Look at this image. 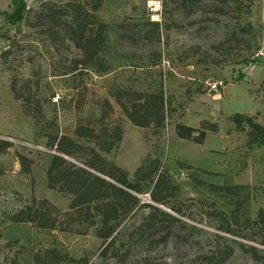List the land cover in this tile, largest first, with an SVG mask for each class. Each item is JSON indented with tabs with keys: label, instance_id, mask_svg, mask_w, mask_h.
Instances as JSON below:
<instances>
[{
	"label": "rangeland",
	"instance_id": "obj_1",
	"mask_svg": "<svg viewBox=\"0 0 264 264\" xmlns=\"http://www.w3.org/2000/svg\"><path fill=\"white\" fill-rule=\"evenodd\" d=\"M23 1L29 13L20 24L9 19L13 0H0V140L11 144L0 153V264H34V255L45 249L87 258L89 264L113 263L99 258L102 241L92 232L79 236L11 222L34 198L68 210L71 197L47 186L51 150L46 144L52 134L76 139L79 123L120 125L122 141L104 158L128 172L131 182L144 161H155L168 182L167 200L155 205L148 188L139 196L141 204L186 224L172 225L180 237L151 250L147 239L133 236L150 212L142 208L120 228L117 248L131 249L130 260L217 264L210 261L212 253L232 245L226 264H260L241 245L264 250V219L259 218L264 145L233 118L245 115L264 127V0L227 5L189 0L185 6L169 0H103L96 12L91 1L82 0L108 26L107 44L100 63L77 69L74 62L82 53L66 40L63 22L42 18L44 9L68 0ZM155 31L160 42L148 41ZM250 59L259 62L247 64ZM119 90H162L172 110L164 128L135 127L114 100ZM104 100L114 113L101 123ZM204 121L217 124L219 131L207 132L202 145L178 136V125L201 130ZM19 155L34 161L30 175L22 172ZM227 227L237 235L222 230Z\"/></svg>",
	"mask_w": 264,
	"mask_h": 264
},
{
	"label": "trees",
	"instance_id": "obj_2",
	"mask_svg": "<svg viewBox=\"0 0 264 264\" xmlns=\"http://www.w3.org/2000/svg\"><path fill=\"white\" fill-rule=\"evenodd\" d=\"M87 1L92 2L94 12L98 11L103 4V0ZM169 1L185 6L188 5L189 0ZM202 1L205 0H197L195 3ZM216 1L227 5L230 0ZM13 3L14 10L9 19L13 23L21 24L27 20L29 10L26 9L23 0H13ZM86 6L87 2L82 0H68L64 6L58 8L50 6L42 13V18L54 24L63 22L66 27V40H69L82 53V59L74 62L76 69L79 65L86 67L100 63L101 54L107 44L108 26L98 22ZM153 25L158 28V24ZM248 26L252 28L251 25ZM146 39L150 42H160V33L150 32ZM257 62L259 61L256 59L246 61L247 64ZM12 91L20 99L15 84L12 86ZM113 97L126 118L138 128L161 130L164 128L167 115L172 111H170L169 99L162 90L157 93L119 90ZM103 105L102 115L98 120L101 123L114 113L110 101L104 100ZM233 120L237 126L248 127L252 140L264 145L263 126L241 114L235 115ZM176 129L180 138L194 139L199 145L204 143L207 132L219 131L217 124L207 121L202 122L201 130L182 125H178ZM196 132L199 133V137L194 138L193 135ZM123 134L120 125L91 126L79 123L74 132L76 139L56 134L48 135L46 148L51 150V153L46 173L47 186L51 190L71 197L68 210L63 212L47 199L34 198L30 204L13 215L11 222L32 224L42 231H58L79 236L92 232L102 241L99 258L107 262L112 261V264H169L152 257L130 260L131 249L122 253L121 248H117L122 223L142 208H148L150 212L134 229L133 236L138 235L147 239L151 250L167 245L176 236L180 237V234H175L172 225L186 226L177 217L157 206L141 204L139 196L143 195L148 188L151 201L155 205H164L167 200V194L164 196L163 192L167 189L168 182L165 175L158 174L159 170L155 161L150 159L144 161L136 171L134 181L131 182L128 172L104 158L103 154H109L119 146ZM10 146V142L0 140V153L7 151ZM19 161L22 172L30 175L34 161L23 155H19ZM0 174H2L1 168ZM170 189L172 190L173 187ZM259 218L264 219V212H260ZM249 221V219L246 220L247 223ZM222 230L228 234L235 233L230 227ZM216 237L223 239L219 235ZM261 245L264 246V243ZM241 247L253 260L264 264V250L253 246L241 245ZM233 254L232 245L216 248L210 261L226 264ZM33 262L34 264H89L87 258L77 260L58 249L39 250L34 255Z\"/></svg>",
	"mask_w": 264,
	"mask_h": 264
},
{
	"label": "built area",
	"instance_id": "obj_3",
	"mask_svg": "<svg viewBox=\"0 0 264 264\" xmlns=\"http://www.w3.org/2000/svg\"><path fill=\"white\" fill-rule=\"evenodd\" d=\"M58 101V99H54V102H57Z\"/></svg>",
	"mask_w": 264,
	"mask_h": 264
},
{
	"label": "crops",
	"instance_id": "obj_4",
	"mask_svg": "<svg viewBox=\"0 0 264 264\" xmlns=\"http://www.w3.org/2000/svg\"><path fill=\"white\" fill-rule=\"evenodd\" d=\"M221 98V96H219Z\"/></svg>",
	"mask_w": 264,
	"mask_h": 264
}]
</instances>
